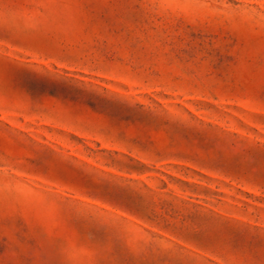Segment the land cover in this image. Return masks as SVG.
<instances>
[{"label":"rangeland","instance_id":"1","mask_svg":"<svg viewBox=\"0 0 264 264\" xmlns=\"http://www.w3.org/2000/svg\"><path fill=\"white\" fill-rule=\"evenodd\" d=\"M0 264H264V0H0Z\"/></svg>","mask_w":264,"mask_h":264},{"label":"snow or ice","instance_id":"2","mask_svg":"<svg viewBox=\"0 0 264 264\" xmlns=\"http://www.w3.org/2000/svg\"><path fill=\"white\" fill-rule=\"evenodd\" d=\"M6 38V37H5ZM104 231H106L105 229H101V233H100V235H101V238L103 237V232ZM119 253H120V249H119V247H117L116 248V250L113 252V255H119Z\"/></svg>","mask_w":264,"mask_h":264}]
</instances>
